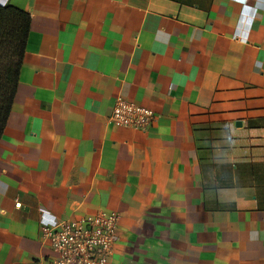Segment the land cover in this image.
<instances>
[{
	"label": "crops",
	"instance_id": "obj_1",
	"mask_svg": "<svg viewBox=\"0 0 264 264\" xmlns=\"http://www.w3.org/2000/svg\"><path fill=\"white\" fill-rule=\"evenodd\" d=\"M3 3L31 29L0 137V264H50L43 226L100 212L119 213L105 264H264V0ZM120 97L153 125L114 124Z\"/></svg>",
	"mask_w": 264,
	"mask_h": 264
},
{
	"label": "built area",
	"instance_id": "obj_2",
	"mask_svg": "<svg viewBox=\"0 0 264 264\" xmlns=\"http://www.w3.org/2000/svg\"><path fill=\"white\" fill-rule=\"evenodd\" d=\"M110 120L119 126L145 131L156 118L153 108L118 98ZM17 206L21 205L17 201ZM119 213L100 212L78 221L43 226V239L49 240L58 256L50 264H105L113 254Z\"/></svg>",
	"mask_w": 264,
	"mask_h": 264
},
{
	"label": "trees",
	"instance_id": "obj_3",
	"mask_svg": "<svg viewBox=\"0 0 264 264\" xmlns=\"http://www.w3.org/2000/svg\"><path fill=\"white\" fill-rule=\"evenodd\" d=\"M31 14L0 3V137L11 114L30 33Z\"/></svg>",
	"mask_w": 264,
	"mask_h": 264
},
{
	"label": "rangeland",
	"instance_id": "obj_4",
	"mask_svg": "<svg viewBox=\"0 0 264 264\" xmlns=\"http://www.w3.org/2000/svg\"><path fill=\"white\" fill-rule=\"evenodd\" d=\"M0 3H1V4H4V3H3V0H0Z\"/></svg>",
	"mask_w": 264,
	"mask_h": 264
}]
</instances>
